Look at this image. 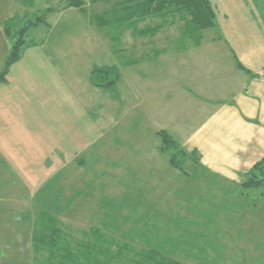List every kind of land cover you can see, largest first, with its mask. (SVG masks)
Returning <instances> with one entry per match:
<instances>
[{
    "label": "rangeland",
    "instance_id": "1",
    "mask_svg": "<svg viewBox=\"0 0 264 264\" xmlns=\"http://www.w3.org/2000/svg\"><path fill=\"white\" fill-rule=\"evenodd\" d=\"M85 1L88 16L74 9L54 12L47 16L50 27L39 26L28 32V42L44 43L43 53L54 59L60 72V81L52 80L56 85L53 94H57L48 98L47 92H34L36 108L22 116L24 122L11 109L14 130L23 125L26 132L43 138L42 146L33 154L36 167L42 166L43 171L27 180L42 186L31 207L33 224L42 212H59L66 232L78 239L92 227H99L139 249L164 244L165 240L168 248L173 238L182 245L171 255L182 264H264V189L245 191L249 195L244 202L239 186L222 184L221 179L203 173L189 156H179L182 169L174 168L169 154L161 150L159 132L167 131L181 151L194 155L201 164L200 152L181 144L200 111L195 94L187 91L185 98L180 90L183 86L194 90L187 75L194 71L189 63L197 58L194 49L198 46L188 42L185 49L178 48L183 25L177 23L167 26L152 41L127 32L121 51L116 53L103 31L91 25L90 16L118 0ZM30 4L24 6L27 17L22 25L47 9L62 11L66 2L35 0L33 6ZM212 7L216 29L205 32L203 42L215 35L232 44L236 39L245 45L264 43V0H220ZM156 49L166 53L156 57ZM132 61L135 65L126 67V62ZM95 66L120 70V100L115 101L110 91L91 85L89 77ZM64 75L68 76L65 86ZM21 82L11 91L22 89ZM169 84L171 90H166ZM181 97L186 103L185 115L178 107ZM179 120L186 127L183 131H179ZM16 139L8 140L19 141ZM87 139L90 148L82 144ZM61 147L66 152L63 154L71 157L80 152L79 159H84L85 165L67 163L49 179L48 163L53 167L64 158L58 157ZM8 155L20 174L23 162L19 163L18 154L12 149ZM15 175L13 171L11 176ZM13 230L20 231L14 225ZM25 231L18 235V243L12 242L15 237H9L7 243L6 237H0V264H35L32 239L27 243Z\"/></svg>",
    "mask_w": 264,
    "mask_h": 264
},
{
    "label": "crops",
    "instance_id": "2",
    "mask_svg": "<svg viewBox=\"0 0 264 264\" xmlns=\"http://www.w3.org/2000/svg\"><path fill=\"white\" fill-rule=\"evenodd\" d=\"M29 1L33 6L35 0H0V70L12 48L6 26L8 22L27 15L24 6L28 5ZM99 1L101 0H92L91 2L95 4ZM71 9L56 12L63 13ZM74 10L81 15H87L79 9ZM215 29L216 27L206 32L210 31L211 33ZM232 33L236 34L235 31ZM212 36L210 41L203 42L194 49L198 51L197 58L190 60L189 69L193 68L194 71L190 70L187 75L190 78L187 82L192 83L194 90L191 86L189 87L191 91L185 86L180 89L185 94V98L187 91L193 92L196 101L199 100L198 108H200L194 125L189 129L188 136L182 138L181 144L188 150L197 149L200 152L203 173L208 172L210 177L221 179L222 184L241 188L245 175L264 159V43L252 46L245 45L244 42L236 39L237 42L232 44L225 40V37ZM37 42H30L22 60L11 68L8 83L0 85V228L2 231L0 237H6L4 239L6 243L9 242V237H15L12 242L18 243L17 237L21 235L24 228L26 229L27 243L30 238L32 239L29 232L33 224L31 207L36 195L41 192L42 186L41 184L36 186L35 183L27 180L36 178V173L43 171L42 166L41 169L36 167V160L33 157L36 148L42 146L41 134L26 132L23 130V125L14 130L15 117L11 109L14 110L18 118L22 119L19 121L24 122L22 116L27 114L29 109L36 108L32 94L36 92L41 95L43 92L44 94L47 92L46 96L53 98L57 94H53L55 85L53 81L56 79L60 81L59 68L53 62L54 59L52 60V57L43 53L44 43ZM134 51H138V49L135 48ZM156 51H162V53ZM156 51H154L156 57L166 53L165 50L156 49ZM151 55L149 54V56ZM236 60L251 73L240 71L236 67ZM42 70L45 74H42ZM61 79L65 86L68 76ZM18 82L23 83V88L16 89L15 92L11 91V87ZM47 85L49 86L46 91L45 86ZM117 90L115 92L105 91L111 93L116 101L121 99ZM166 90H171L170 84ZM57 98L59 97L57 96ZM203 102H206L204 108ZM178 107L184 110L182 115H185L186 103H184L183 97L179 99ZM178 124L181 126V128L179 126V131L186 129L183 126L184 123ZM6 133H9V137L12 139L17 137L16 140L19 139V141L8 140L9 137L6 136ZM82 144L89 148L91 145L88 139L86 143L83 141ZM12 149L18 154L19 163L22 165L23 162L19 171L22 174L25 173V176L20 172L18 174L11 166V162L14 160L10 161L6 158ZM60 149L61 151L57 152L58 157L64 158L62 162L59 160V163L53 165L54 168L48 163L46 177L49 179L54 177L58 171L63 170L67 163L73 167L76 162H81L83 167L85 165V160L79 159V156L82 155L80 152L75 157L73 155L71 157L69 154H63L66 153L63 147ZM84 151L83 155L86 152ZM13 171L16 173L15 177L11 176ZM16 177L19 178V181H15ZM16 183L19 186H16ZM30 185L36 187L31 188ZM14 196L16 197L13 198ZM13 225L20 231H11ZM23 242L24 240H22ZM20 252H23V247L20 248Z\"/></svg>",
    "mask_w": 264,
    "mask_h": 264
},
{
    "label": "trees",
    "instance_id": "3",
    "mask_svg": "<svg viewBox=\"0 0 264 264\" xmlns=\"http://www.w3.org/2000/svg\"><path fill=\"white\" fill-rule=\"evenodd\" d=\"M215 1L220 0H118L109 9L91 15L90 23L103 31L109 38L112 49H117L114 50L116 53L121 51L127 32L134 37L152 40L165 31L167 26L182 23L178 48L185 49L188 42L199 46L203 42L204 33L216 27V15L212 7ZM65 2L63 9L74 8L87 13L85 0ZM56 11L47 9L23 25L27 15L8 22L6 31L12 48L0 70V85L8 83L11 68L22 60L26 47L31 44L27 40L29 30L39 26L49 27L47 16ZM156 20L158 23L154 24ZM126 64L130 66L135 61ZM236 67L240 71L251 73L237 60ZM120 80L121 72L114 66H95L90 74L91 85L106 91L115 92ZM159 137L162 142L161 150L169 154L171 166L182 169L178 157L189 156L196 167L202 168L200 159L181 151L176 140L167 131H160ZM241 188L240 196L244 202L248 201L246 198L249 195H245V191L264 189V159L245 175ZM59 215V212L56 215L42 212L35 222L31 235L35 264H182L171 255L180 251L182 245H178L173 238V242L168 241V248L165 240L164 244H149L146 249H139L113 236L114 234H109L105 229L92 227L78 239L66 232ZM103 226L106 227V224Z\"/></svg>",
    "mask_w": 264,
    "mask_h": 264
}]
</instances>
